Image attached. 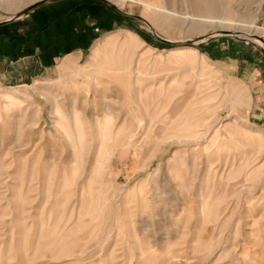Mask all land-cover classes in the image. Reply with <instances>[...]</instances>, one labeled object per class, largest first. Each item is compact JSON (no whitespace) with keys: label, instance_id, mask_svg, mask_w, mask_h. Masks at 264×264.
I'll use <instances>...</instances> for the list:
<instances>
[{"label":"rangeland","instance_id":"374dc122","mask_svg":"<svg viewBox=\"0 0 264 264\" xmlns=\"http://www.w3.org/2000/svg\"><path fill=\"white\" fill-rule=\"evenodd\" d=\"M82 1L83 57L0 87V264H264V50L229 33L264 44V0Z\"/></svg>","mask_w":264,"mask_h":264},{"label":"crops","instance_id":"0c3cea01","mask_svg":"<svg viewBox=\"0 0 264 264\" xmlns=\"http://www.w3.org/2000/svg\"><path fill=\"white\" fill-rule=\"evenodd\" d=\"M93 11L82 0H67L1 25L0 87L28 85L46 78L66 58H82L105 20Z\"/></svg>","mask_w":264,"mask_h":264},{"label":"bare ground","instance_id":"6f19581e","mask_svg":"<svg viewBox=\"0 0 264 264\" xmlns=\"http://www.w3.org/2000/svg\"><path fill=\"white\" fill-rule=\"evenodd\" d=\"M109 2H111L112 3V5H115V6H117L119 9H122L123 8V4L119 1V0H108ZM152 2V1H151ZM220 5H221V3H220V0H192V6L194 7V11H195V15L194 16H198V17H204L205 15L207 16V15H214V14H216L218 11H219V7H220ZM7 6H10V7H12V6H15L16 7V4H15V1L14 0H9L8 2H7ZM146 6L149 8V9H151V10H155V11H162V12H164V11H166V10H164L163 8L161 9V8H158V7H156V6H154V4L152 3H146ZM15 7H13V8H15ZM219 13V12H218ZM217 13V14H218ZM161 15V14H160ZM21 17H23L22 15H21ZM159 15L158 14H156V13H154L153 12V15H152V17H150V18H145V17H143L145 20H147L148 22H152L153 21V23H154V21H157V20H159ZM163 18V17H162ZM200 19V18H199ZM201 19H203V18H201ZM201 23V22H200ZM193 24V23H192ZM150 25V24H149ZM152 25H154V24H152ZM203 25V24H202ZM192 27V26H191ZM196 27V26H195ZM153 28V27H152ZM155 28V27H154ZM198 28V27H197ZM247 28H248V31L249 32H247V31H242L243 33H241V32H229V33H233L234 34V36L235 37H238V38H240V39H245V40H247V41H249V42H255V43H258L259 45H260V47H262V48H264V44L261 42V40L259 39V38H257V37H254V36H252V35H256V34H258V32H257V30H258V28H257V26L255 25V24H251V25H249V26H247ZM193 29V28H192ZM194 30H196V28L194 29ZM193 31V30H192ZM198 33V32H197ZM228 33V32H227ZM246 33V34H245ZM193 34V33H192ZM248 34H251V35H248ZM223 34L222 33H215V34H213V35H210V36H207V37H199V40H197V42L196 43H205V42H207V41H209L210 39H213V38H215V37H218V36H222ZM135 37V39L138 41V42H141L142 40H141V38H139L137 35H135L134 36ZM108 40V39H107ZM120 40V39H119ZM127 39L124 41V47H126V45L128 44L127 43ZM169 41H171V42H173V43H178L177 41H174V40H169ZM186 41V40H185ZM128 42H130V41H128ZM142 43H144L143 41H142ZM182 43H184V42H182ZM131 44V43H130ZM129 45V44H128ZM136 48V47H135ZM129 50H130V47H129ZM133 50V49H132ZM131 50V51H132Z\"/></svg>","mask_w":264,"mask_h":264},{"label":"water","instance_id":"95a60500","mask_svg":"<svg viewBox=\"0 0 264 264\" xmlns=\"http://www.w3.org/2000/svg\"><path fill=\"white\" fill-rule=\"evenodd\" d=\"M97 1H101V2H103V3H106V4L110 5V6H112L115 10L121 12V10H120L119 8H117L116 6L111 5V4L109 3V1H107V0H97ZM40 5H41L40 3L37 4V5H34L33 8H31V9H29V10L27 11V13H28L29 11L33 10L34 8H37V7L40 6ZM126 15H127V16H131V15H129V14H126ZM19 19H21V16H19V17H15V18L9 19V20H7V21H5V22H3V23H0V26H1V25H5V24L10 23V22H13V21H16V20H19ZM159 40H160L161 43L166 44V45H173V44H175V43H173V42H171V41H169V40H167V39L161 38V37H159ZM263 50H264V48H263Z\"/></svg>","mask_w":264,"mask_h":264}]
</instances>
